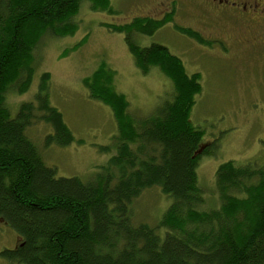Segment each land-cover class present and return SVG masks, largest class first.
I'll return each instance as SVG.
<instances>
[{
    "label": "trees",
    "instance_id": "obj_1",
    "mask_svg": "<svg viewBox=\"0 0 264 264\" xmlns=\"http://www.w3.org/2000/svg\"><path fill=\"white\" fill-rule=\"evenodd\" d=\"M81 1L0 0V221L20 239L16 250H4L0 258L16 264H264V166H219L215 188L220 207L200 211L196 168L210 152L199 150L203 133L189 121L200 77L188 75L166 48H140L133 39L172 23L173 12L160 20L136 18L127 25L104 26L124 34L142 75L156 68L170 81L171 102L133 120L125 97L113 90L114 73L100 65L82 84L91 99L112 112L116 135L99 151L114 148L115 154L85 182L57 178L55 168L44 165L25 136L27 128L50 126L45 146L74 142L61 114L49 104V75L40 77L34 102L21 104L14 117L5 96L11 88L19 95L28 91L34 52L46 35L63 38L76 31L70 20ZM88 1L93 12L111 13L109 0ZM174 30L210 45L189 28ZM154 187L170 199L169 207L157 226L133 225L130 205Z\"/></svg>",
    "mask_w": 264,
    "mask_h": 264
},
{
    "label": "rangeland",
    "instance_id": "obj_2",
    "mask_svg": "<svg viewBox=\"0 0 264 264\" xmlns=\"http://www.w3.org/2000/svg\"><path fill=\"white\" fill-rule=\"evenodd\" d=\"M171 1L173 5L169 8ZM109 3L111 13L93 12L89 1L82 0L78 13L70 20L76 26L72 35L63 38L46 35L41 40L34 52V74L28 91L19 95L11 88L5 96L6 108L14 117L21 104L34 102L40 77L48 74L49 104L61 114L74 142L66 147L45 146V137L52 134V129L43 123L27 128L25 136L36 147L44 165L55 168L57 178L90 180L115 154L114 148L101 153L99 147L112 144L116 123L108 107L89 97L82 84L84 79L105 65L114 73L113 90L125 97L128 113L137 121L154 114L173 98L170 81L156 68L142 75L128 52L124 34L104 26H123L136 18L160 20L173 12L172 23L152 36L136 35L133 39L140 48L151 45L166 48L182 62L188 75H199L201 91L195 98L189 121L203 133L199 150L206 148L210 152L200 158L196 168L203 198L199 210L219 209L215 188L219 166L227 162L237 167L264 166V47L253 46L264 42V27L259 29L258 37L250 36L245 43L237 44L232 39L241 35L235 26L224 22L217 27L212 13L203 12L189 0H109ZM175 26L197 32L210 45L201 46L175 31ZM216 35L227 42L224 49L211 42ZM76 45L79 47L72 50ZM170 202L157 187L143 191L130 205L132 224L157 226ZM158 235L163 237V232ZM19 244V237L0 221V253L16 250ZM0 264L16 263L0 258Z\"/></svg>",
    "mask_w": 264,
    "mask_h": 264
},
{
    "label": "flooded vegetation",
    "instance_id": "obj_3",
    "mask_svg": "<svg viewBox=\"0 0 264 264\" xmlns=\"http://www.w3.org/2000/svg\"><path fill=\"white\" fill-rule=\"evenodd\" d=\"M189 2L195 4L200 10L207 14L209 12L212 13L216 20L214 24H217V27L219 23L224 22L228 25L235 26V29L240 31L241 37H234L232 39L234 43H245L246 39L250 36L253 38L258 37L259 29L264 27V0H189ZM172 5L173 1L168 4L169 8H171ZM262 33L264 34V29ZM224 40L225 39H223L221 35H216L211 42L216 45V48L219 47L224 49L225 44H227ZM254 41L256 42V40ZM200 45L208 47V45ZM212 45L213 44H211V46ZM252 45L253 44H251V47ZM253 46L264 47V42L262 41L259 44L257 42V44Z\"/></svg>",
    "mask_w": 264,
    "mask_h": 264
}]
</instances>
